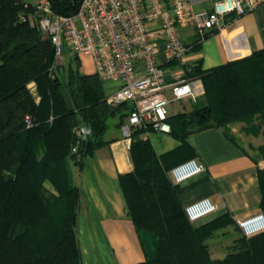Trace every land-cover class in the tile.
<instances>
[{
    "label": "trees",
    "instance_id": "16d2710c",
    "mask_svg": "<svg viewBox=\"0 0 264 264\" xmlns=\"http://www.w3.org/2000/svg\"><path fill=\"white\" fill-rule=\"evenodd\" d=\"M49 1L61 15L76 13L81 2ZM23 10L24 0H0V264H82L76 235L79 189L70 166L80 167L83 158L104 144L109 118L117 117L120 126L130 107L109 103L104 82L96 73L81 72L77 56H73L75 66L69 63L67 73L62 72L64 66L55 61L52 42L21 18ZM255 68L262 71L259 86L247 91L244 73L252 74ZM185 71L188 77L201 78L204 96L192 111L168 117L170 132L222 126L232 120L227 117L232 113L264 112V48L211 69H202L198 63ZM81 125L91 128L86 139L77 133ZM146 130L150 129L133 131L134 170L120 175L145 253V259L136 264L153 263L146 258L144 231H152L157 239L156 258L165 255L169 263L181 264L182 254L187 260L194 257L184 264L212 261L204 235L234 220L225 213L199 228L192 226L168 178L172 167L165 163L167 154L157 156L149 140L138 137ZM41 143L44 150L39 155ZM260 184L264 191V170ZM238 242L233 251L213 261L264 264V231L243 235Z\"/></svg>",
    "mask_w": 264,
    "mask_h": 264
},
{
    "label": "crops",
    "instance_id": "0c3cea01",
    "mask_svg": "<svg viewBox=\"0 0 264 264\" xmlns=\"http://www.w3.org/2000/svg\"><path fill=\"white\" fill-rule=\"evenodd\" d=\"M213 1L191 0L192 8L209 9ZM180 33L183 39L191 41L194 31L185 28ZM163 48L161 42V51ZM262 48L264 0H256L252 10L238 17L227 15L198 47H193L184 58L183 72L198 63L202 69H211L247 57ZM164 59L163 54H160V60ZM80 64L87 68L84 73H95L91 58L85 57ZM191 78L195 79L198 91L196 100L185 97L171 102L175 110L169 111L168 106L170 117L192 111L197 105L193 106L191 102L200 104L203 100L204 86L201 78ZM104 84L108 95L116 86L113 82ZM29 87L36 95L35 84L32 82ZM177 102L179 104L175 105ZM111 118L114 120L110 124L108 122L109 128L104 137L106 142L99 145L90 156L83 158L80 167L74 163L70 166L73 183L79 189L76 235L82 264H136L145 259L120 183V175L134 170L132 138L122 135L117 117ZM178 133V129L173 133L146 130L138 137L149 140L157 156L167 154L165 163L169 167L193 157L204 163L203 172L178 184L172 182L167 172L169 180L176 186L177 199L182 209L203 197L211 198L218 205L215 212L191 222L194 228L228 213L239 229L238 219L264 212V191L260 184L264 153L259 148L261 141L258 135L244 134L238 123H229L226 128L212 125ZM43 150L41 143L38 146L39 155ZM201 264L217 263L212 260Z\"/></svg>",
    "mask_w": 264,
    "mask_h": 264
},
{
    "label": "built area",
    "instance_id": "2783aa9c",
    "mask_svg": "<svg viewBox=\"0 0 264 264\" xmlns=\"http://www.w3.org/2000/svg\"><path fill=\"white\" fill-rule=\"evenodd\" d=\"M255 3L214 0L209 9L194 10L191 0H81L76 13L61 15L53 11L49 0H27L21 18L52 42L56 62H62L65 45L80 61L91 58L94 72L103 82L116 83L107 100L130 107L120 125L122 135L129 139L140 127L171 131L169 104L185 97L196 100L198 95L195 79L183 72L185 56L227 15L241 16ZM185 28L194 31L191 41L181 36L180 30ZM91 132L87 125L77 131L81 139ZM204 170L202 161L190 158L168 173L178 184ZM217 209L209 197L184 207L191 222ZM237 226L245 236L264 231V212L238 219Z\"/></svg>",
    "mask_w": 264,
    "mask_h": 264
},
{
    "label": "rangeland",
    "instance_id": "374dc122",
    "mask_svg": "<svg viewBox=\"0 0 264 264\" xmlns=\"http://www.w3.org/2000/svg\"><path fill=\"white\" fill-rule=\"evenodd\" d=\"M27 1V0H24ZM73 56H75L73 53H71L68 48L64 45L63 49V60L62 62H57L58 65H63L64 70L62 72L67 73V66L70 63H73L75 66V61L73 59ZM77 62L80 63V60L77 59ZM66 66V67H65ZM87 68L80 64V71L84 72ZM262 71L255 68L254 73L245 72L244 76L245 81L244 87L247 91H251V88L256 89L259 86L260 76ZM60 75V73H59ZM32 83V82H31ZM30 84V83H29ZM31 86V85H30ZM179 104L178 102L175 103ZM193 106H198L199 103L191 102ZM174 105V104H173ZM173 105H169V111L175 110L173 108ZM228 118L232 119L228 123H223L222 126L224 128L227 127V124L229 123H238L241 127V131L246 135H253L256 134L259 137V140L261 141V144L259 145V148L262 153H264V112L259 113L257 115H242L240 112L232 113L227 116ZM114 119L109 118L108 122L109 124ZM72 165V164H71ZM46 186L52 190V186L50 183L46 182ZM208 235H204L203 237V243L206 245V251L208 252V255L210 259L212 260H219L222 259L227 253L233 251L235 247L239 245L238 240L243 237V234L241 231L236 227L235 224H222L217 225L216 227L212 228ZM225 234V235H223ZM230 234H237V235H230ZM152 231H144L143 232V238L146 245V258L153 261L152 264H173L169 263L167 258H170L165 255H161L158 258H156V250H157V239L153 236ZM231 237H234L231 238ZM179 257L181 259V264L186 263L188 260L193 259L194 257L189 258L188 260L185 259V256L180 254ZM167 259V260H166Z\"/></svg>",
    "mask_w": 264,
    "mask_h": 264
}]
</instances>
